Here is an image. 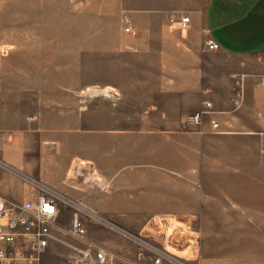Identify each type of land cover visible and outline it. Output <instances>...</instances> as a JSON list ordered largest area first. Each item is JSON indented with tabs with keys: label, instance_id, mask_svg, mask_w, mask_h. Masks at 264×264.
<instances>
[{
	"label": "crops",
	"instance_id": "crops-1",
	"mask_svg": "<svg viewBox=\"0 0 264 264\" xmlns=\"http://www.w3.org/2000/svg\"><path fill=\"white\" fill-rule=\"evenodd\" d=\"M113 9L123 39L108 65V96L122 98L124 114L148 116L139 126L107 119L106 154L91 153L92 166L106 170L123 209L199 227L234 264H264V0H114ZM126 16L136 35L124 33ZM204 100L219 131L209 118L182 130ZM0 147L6 163L27 157L24 145ZM6 181L0 176V195L24 196Z\"/></svg>",
	"mask_w": 264,
	"mask_h": 264
},
{
	"label": "rangeland",
	"instance_id": "rangeland-1",
	"mask_svg": "<svg viewBox=\"0 0 264 264\" xmlns=\"http://www.w3.org/2000/svg\"><path fill=\"white\" fill-rule=\"evenodd\" d=\"M113 4L0 0V144L24 145L28 152L20 164L0 157V176L7 178L2 187L22 192V198L10 199L21 202L45 186L58 196L61 207L41 264L83 263L86 253L97 248L119 255L121 264H154L139 258V246L124 232L162 240L158 211L138 215L123 209L122 195L113 193L116 188L106 170L90 161L91 153L106 154L107 134L113 132L102 128L107 119L130 117L139 126L148 116L124 114L122 98L112 92L108 96V65L117 56L114 46L123 39ZM125 22L127 34L126 17ZM109 202L117 208L108 209ZM77 211L86 226L85 238L73 231ZM193 227L200 233L198 242L167 246L172 253L188 264H234V257L225 259L220 243L205 242L200 228Z\"/></svg>",
	"mask_w": 264,
	"mask_h": 264
},
{
	"label": "built area",
	"instance_id": "built-area-1",
	"mask_svg": "<svg viewBox=\"0 0 264 264\" xmlns=\"http://www.w3.org/2000/svg\"><path fill=\"white\" fill-rule=\"evenodd\" d=\"M126 31L136 34L135 29L126 16ZM190 17L185 16L181 27L186 28ZM210 50L219 49V44L212 40L206 43ZM217 111L212 101L204 100L202 107L194 113L186 115L181 121L182 130H191L200 127L206 118L210 119L212 127L219 131L220 123L216 118ZM264 120V108L259 112ZM264 133V128L262 130ZM58 196L47 187H41L38 194L21 202H14L0 195V264H41L46 249L50 246L53 229L60 214ZM102 221V219H99ZM112 226V224H110ZM74 233L85 238L87 234L85 223L77 211L72 220ZM139 246V258H148L154 264H163L165 261L174 264H188L179 259L167 246L176 247L178 243H197L200 233L191 224H168L158 220L157 242H153L141 235L124 232ZM87 262L78 264H121L123 258L104 248L86 253Z\"/></svg>",
	"mask_w": 264,
	"mask_h": 264
}]
</instances>
